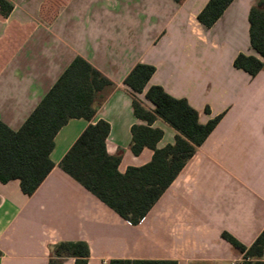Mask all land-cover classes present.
I'll return each mask as SVG.
<instances>
[{
	"label": "crops",
	"instance_id": "1",
	"mask_svg": "<svg viewBox=\"0 0 264 264\" xmlns=\"http://www.w3.org/2000/svg\"><path fill=\"white\" fill-rule=\"evenodd\" d=\"M0 15V121L18 130L75 57L112 85L96 97L90 122L70 119L54 136L53 167L24 195L17 180L0 183V264H51L54 245L82 241L88 264L172 260L177 264H241L228 233L249 246L264 229V64L255 75L233 67L239 53L258 57L248 13L264 0H232L209 28L196 20L208 0H6ZM152 65L149 86L183 98L201 124L220 116L145 217L131 225L59 168L89 123L109 125L106 152L118 171L148 163L152 150L131 151L132 112L123 80L134 65ZM207 108V112L205 109ZM157 148L176 132L157 118ZM264 262V251L262 255ZM54 264H74L64 257Z\"/></svg>",
	"mask_w": 264,
	"mask_h": 264
},
{
	"label": "trees",
	"instance_id": "2",
	"mask_svg": "<svg viewBox=\"0 0 264 264\" xmlns=\"http://www.w3.org/2000/svg\"><path fill=\"white\" fill-rule=\"evenodd\" d=\"M181 3L183 0H173ZM232 0H208L196 15L204 27H211ZM12 5L0 0V15L7 17ZM248 36L258 57L239 53L233 67L255 76L264 64V5H252L248 13ZM152 65L137 63L123 80L131 95L136 119L145 124L130 128L131 151L138 155L143 148L152 150L148 163L118 171L120 157L106 152L109 125L103 120L89 123L59 162V168L90 192L100 202L131 225H137L177 177L217 124L220 116L204 124L198 112L185 99L168 95L160 86H149L144 98L147 108L137 97L154 73ZM112 83L80 57H75L49 91L14 131L0 121V183L17 180L21 192L30 196L53 167L50 153L54 136L70 119L90 122L96 111V97ZM207 108L205 112H207ZM161 119L175 132L172 144L157 148L162 137L151 127ZM221 237L242 254L241 264H264V229L249 246H244L226 232ZM89 249L82 241L60 242L50 251V263L64 257L74 264H88ZM107 264H177L172 260H110Z\"/></svg>",
	"mask_w": 264,
	"mask_h": 264
},
{
	"label": "water",
	"instance_id": "3",
	"mask_svg": "<svg viewBox=\"0 0 264 264\" xmlns=\"http://www.w3.org/2000/svg\"><path fill=\"white\" fill-rule=\"evenodd\" d=\"M258 6L262 5V4H257Z\"/></svg>",
	"mask_w": 264,
	"mask_h": 264
}]
</instances>
